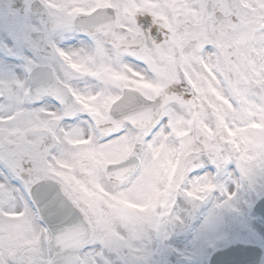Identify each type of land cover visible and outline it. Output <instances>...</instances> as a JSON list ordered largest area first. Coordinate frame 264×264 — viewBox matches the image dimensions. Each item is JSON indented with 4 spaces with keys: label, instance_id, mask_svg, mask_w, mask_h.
<instances>
[{
    "label": "snow or ice",
    "instance_id": "snow-or-ice-1",
    "mask_svg": "<svg viewBox=\"0 0 264 264\" xmlns=\"http://www.w3.org/2000/svg\"><path fill=\"white\" fill-rule=\"evenodd\" d=\"M261 200L264 0H0V264H168Z\"/></svg>",
    "mask_w": 264,
    "mask_h": 264
},
{
    "label": "rangeland",
    "instance_id": "rangeland-1",
    "mask_svg": "<svg viewBox=\"0 0 264 264\" xmlns=\"http://www.w3.org/2000/svg\"><path fill=\"white\" fill-rule=\"evenodd\" d=\"M228 221L231 223V228L230 231L226 232L224 240L218 242L216 248H209L208 245L211 239L220 235ZM198 222L195 218L186 231L183 229L174 233L178 237L174 236L172 241L176 240L182 243L178 248L180 252L185 253V256H180V252L176 253L175 256L172 254L170 264H208L213 250L234 241L259 243L264 247V222L259 217L254 216L252 210L250 212L246 211L243 216L226 213L217 230L201 235L199 238L198 233L202 222L200 224ZM180 235L182 236L180 237ZM203 240L205 241L203 242ZM176 256H180L179 261Z\"/></svg>",
    "mask_w": 264,
    "mask_h": 264
},
{
    "label": "bare ground",
    "instance_id": "bare-ground-1",
    "mask_svg": "<svg viewBox=\"0 0 264 264\" xmlns=\"http://www.w3.org/2000/svg\"><path fill=\"white\" fill-rule=\"evenodd\" d=\"M201 219H202V218H201ZM230 227H231V223L228 221L227 224H226V226H225V229H224V230L220 233V235H218L217 237H223V236H225V235H226V232L229 231ZM197 231H198V230H197ZM217 237L212 238L211 241L217 239ZM204 241H205V240H203V242H204Z\"/></svg>",
    "mask_w": 264,
    "mask_h": 264
},
{
    "label": "water",
    "instance_id": "water-1",
    "mask_svg": "<svg viewBox=\"0 0 264 264\" xmlns=\"http://www.w3.org/2000/svg\"><path fill=\"white\" fill-rule=\"evenodd\" d=\"M256 210L264 216V201L256 208Z\"/></svg>",
    "mask_w": 264,
    "mask_h": 264
}]
</instances>
